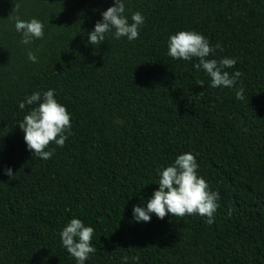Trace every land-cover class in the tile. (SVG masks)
I'll list each match as a JSON object with an SVG mask.
<instances>
[{
    "label": "trees",
    "instance_id": "trees-1",
    "mask_svg": "<svg viewBox=\"0 0 264 264\" xmlns=\"http://www.w3.org/2000/svg\"><path fill=\"white\" fill-rule=\"evenodd\" d=\"M123 3L129 22L144 16L138 38L113 29L95 45L87 35L114 0H0V264H77L60 238L72 218L94 229L85 264H264V0ZM17 17L41 21L44 37L21 43ZM179 31L219 43L209 59L236 60L225 69L242 73L234 87L213 88L196 58L168 55ZM49 89L72 134L42 160L19 127L38 105L19 104ZM184 153L219 193L214 223L136 222L133 206L146 207L158 170Z\"/></svg>",
    "mask_w": 264,
    "mask_h": 264
},
{
    "label": "clouds",
    "instance_id": "clouds-1",
    "mask_svg": "<svg viewBox=\"0 0 264 264\" xmlns=\"http://www.w3.org/2000/svg\"><path fill=\"white\" fill-rule=\"evenodd\" d=\"M102 19L95 23L92 31L88 33V43L100 45L105 41L107 33L113 32L115 39L127 37L129 41L139 36L140 26L144 23V16L140 12L131 15V22L125 15V4L123 0H114V4L101 13ZM15 29L22 33L21 43L28 45L34 38L44 37V24L38 19L30 21L16 18ZM221 49L218 43L213 47L208 39L195 31H179L168 38V55L174 59L190 61L196 58L199 63L193 67L203 71L211 78V87L232 88L242 73L237 70L230 74L225 71L233 68L236 60L222 58L219 61L208 57ZM28 59L33 63L37 62L36 55L29 51ZM203 82H199L202 87ZM244 88L241 86L236 91L237 100H244ZM54 89L43 93L37 91L28 96L25 101L19 104L20 109L25 105H38L24 116L19 122V127L24 133V141L33 155L42 160L50 159L55 149H49L51 143L63 147L71 133V115L67 109L55 98ZM198 164L191 153L180 154L174 163L159 171L158 189L152 193L146 203V207L133 206V218L136 222H150L151 214L158 219H163L168 214L173 217H184L185 215L198 214L205 217L209 225L215 221V213L219 208L220 199L218 192L209 189L208 183L198 175ZM4 174L13 176L11 168L4 169ZM231 212H229V215ZM94 229L85 226L83 221L72 218L60 232L62 245L67 252L75 258L77 264H85L90 254L96 252L92 246ZM128 257H122V264H127ZM138 261L139 257H132Z\"/></svg>",
    "mask_w": 264,
    "mask_h": 264
}]
</instances>
